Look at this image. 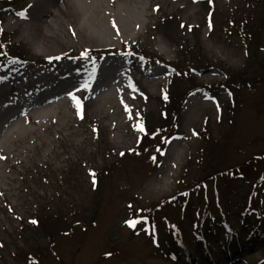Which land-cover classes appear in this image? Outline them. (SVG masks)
<instances>
[{
  "label": "rangeland",
  "instance_id": "1",
  "mask_svg": "<svg viewBox=\"0 0 264 264\" xmlns=\"http://www.w3.org/2000/svg\"><path fill=\"white\" fill-rule=\"evenodd\" d=\"M13 2L6 8L10 2L0 0L3 39L14 47L0 58V77L55 60L21 27L6 28L27 4ZM153 11L131 43L59 56L93 68L103 57L87 52L132 58L127 88L135 94L133 124L143 131L121 145L110 121L95 123L83 99L76 128L23 143L27 154L10 158L0 180V264H264V0H163ZM182 46L194 54L188 62L164 65H177ZM128 47L133 54L123 52ZM160 70L162 86L144 81ZM242 75L256 85H227ZM179 140L185 153L173 168ZM233 166L241 167L234 176L201 182ZM232 247L242 251L228 259Z\"/></svg>",
  "mask_w": 264,
  "mask_h": 264
},
{
  "label": "bare ground",
  "instance_id": "2",
  "mask_svg": "<svg viewBox=\"0 0 264 264\" xmlns=\"http://www.w3.org/2000/svg\"><path fill=\"white\" fill-rule=\"evenodd\" d=\"M162 2L27 0L22 11L13 12L16 19L8 21L6 28L21 27L22 37L27 38L41 54L55 60L47 62L43 68H17L0 77V156L3 157L0 159V180L6 178L4 167L10 163V158L18 157V153L27 154V150L20 149L23 143L34 144V140L29 141L31 136L47 143L43 134L56 130L64 135L67 129L76 128L73 113L77 110L78 100L85 99L88 108H92L95 123L109 120L111 124L105 126L115 133L116 142L128 145L138 128L133 124L132 114L135 94L127 88L131 81L129 67L134 64L132 58L122 57L119 53L108 55L98 68H93L84 62H64L66 58L59 56L65 49L110 48L137 40L154 17L153 10H159ZM25 14L27 18H21ZM165 73L164 70L151 72L145 82L158 88L165 83ZM75 132L76 137H81L79 131ZM87 141L86 137L73 145L79 146ZM48 143L53 152L56 148L52 147L53 140ZM182 143L183 140L177 141L174 148L176 160L173 168L183 161ZM13 182L15 180L7 184ZM241 251L240 247H232L227 258L231 259V255L236 256ZM215 263L213 260L210 264Z\"/></svg>",
  "mask_w": 264,
  "mask_h": 264
},
{
  "label": "trees",
  "instance_id": "3",
  "mask_svg": "<svg viewBox=\"0 0 264 264\" xmlns=\"http://www.w3.org/2000/svg\"><path fill=\"white\" fill-rule=\"evenodd\" d=\"M11 5H14V3H11ZM11 5L9 4L8 5V7H11ZM0 30H1V28H0ZM251 35V34H250ZM0 45H1V49H2V53L0 54V58L1 59H4V57H7V56H12L11 54H12V52H14L13 51V46H11L10 44H9V42H4V39H3V33H2V31H0ZM181 50H182V52H183V55H185V56H183V57H181V58H179V61L177 62V65H176V63H174V66H176L177 68H182L183 67V64L184 63H187L188 61L186 60V56H187V54H192V55H194L192 52H191V49L189 50V52L187 53L186 51H185V48L182 46L181 47ZM96 54H98V53H88V55H96ZM28 57V56H27ZM26 57V58H27ZM192 60H194V59H192ZM183 63V64H182ZM192 63V62H191ZM182 65V66H181ZM180 66V67H179ZM235 77L236 76H230L229 77V80H228V82H227V85L229 86V87H231L232 89H233V87H235L237 84H239L241 87H243L244 86V84H251V85H256V82H255V80H245V78H244V75H242L241 76V78H242V81H238L237 82V79H235ZM238 78H240V77H238ZM240 82V83H239ZM174 96V95H173ZM171 102H172V99H171ZM181 104V103H180ZM180 105L178 104V107H179ZM176 112V111H175ZM169 128H170V126H169ZM241 167H239V166H233V167H230V168H228V169H225V170H218V169H214L213 171H211V173L209 174V175H207L206 177H205V179H204V181H201L202 183H205L206 181H208L210 178L209 177H211V178H216L217 176H219V175H229V176H234L235 175V173H236V171H238V170H241L240 169ZM264 179V176L262 177V180ZM256 232V231H255Z\"/></svg>",
  "mask_w": 264,
  "mask_h": 264
},
{
  "label": "snow or ice",
  "instance_id": "4",
  "mask_svg": "<svg viewBox=\"0 0 264 264\" xmlns=\"http://www.w3.org/2000/svg\"><path fill=\"white\" fill-rule=\"evenodd\" d=\"M21 18H27V17H26V14L23 15ZM113 26L115 27V23H114V22H113ZM0 31H2V30H0ZM140 130L143 131V128H141ZM166 142H167V141H166ZM122 155H123V154H122ZM0 158H3V157H0ZM93 183L95 184V180L93 181ZM129 207H131V206H129ZM32 223L35 224V223H37V222H36V221H32ZM134 225H135V222H133V223L130 224V226H132V227H134Z\"/></svg>",
  "mask_w": 264,
  "mask_h": 264
}]
</instances>
